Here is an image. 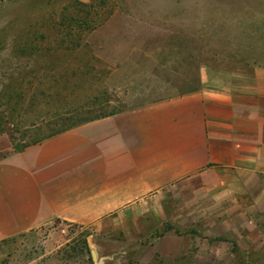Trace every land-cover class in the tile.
Wrapping results in <instances>:
<instances>
[{
  "label": "crops",
  "instance_id": "crops-1",
  "mask_svg": "<svg viewBox=\"0 0 264 264\" xmlns=\"http://www.w3.org/2000/svg\"><path fill=\"white\" fill-rule=\"evenodd\" d=\"M108 64L113 82L123 64ZM197 77L139 104L128 88L117 110L21 149L0 133V239L55 223L112 243L96 254L114 264L233 257L263 224L264 67L241 91Z\"/></svg>",
  "mask_w": 264,
  "mask_h": 264
},
{
  "label": "rangeland",
  "instance_id": "rangeland-1",
  "mask_svg": "<svg viewBox=\"0 0 264 264\" xmlns=\"http://www.w3.org/2000/svg\"><path fill=\"white\" fill-rule=\"evenodd\" d=\"M77 1L92 7L0 0V133L16 149L117 110L128 88L139 104L190 90L202 73L241 91L264 67V0ZM108 62L123 64L113 82ZM260 216L220 264H264ZM89 233L54 223L0 239V264H114L96 254L113 244Z\"/></svg>",
  "mask_w": 264,
  "mask_h": 264
},
{
  "label": "trees",
  "instance_id": "trees-1",
  "mask_svg": "<svg viewBox=\"0 0 264 264\" xmlns=\"http://www.w3.org/2000/svg\"><path fill=\"white\" fill-rule=\"evenodd\" d=\"M75 2L77 3V4H79V5H82L83 7H92L91 6V3H83V2H80V1H77V0H75ZM98 22H100V21H98ZM90 27H92V26H90ZM196 81V86H198V77H196V79H195ZM195 86V87H196ZM110 112H112V111H110ZM104 114V113H103ZM103 114H100V115H103ZM100 115H98V116H100ZM98 116H95V117H98ZM95 117H92V118H95ZM88 119H91V118H86V119H83V120H81V121H84V120H88ZM81 121H79V122H81ZM75 124V123H74ZM73 124H71V125H69V126H67L66 128H64L63 130H65V129H67V128H69L70 126H72ZM60 132V131H59ZM54 134H56V133H54ZM53 135V134H52Z\"/></svg>",
  "mask_w": 264,
  "mask_h": 264
}]
</instances>
